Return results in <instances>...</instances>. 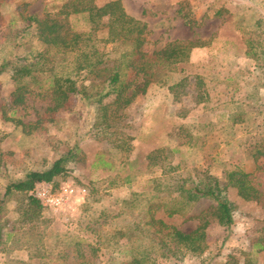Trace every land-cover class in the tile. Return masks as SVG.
Segmentation results:
<instances>
[{
    "label": "rangeland",
    "instance_id": "374dc122",
    "mask_svg": "<svg viewBox=\"0 0 264 264\" xmlns=\"http://www.w3.org/2000/svg\"><path fill=\"white\" fill-rule=\"evenodd\" d=\"M95 1L102 6L111 0ZM121 2L130 16L147 25L149 52L175 41L209 44L194 49L187 62L167 74L165 85L152 84L140 95L124 111L119 133L112 136L94 128L97 108L77 94L70 95L69 108L51 121L45 116L49 98L30 96L28 103L15 108L11 104L15 84L9 75L1 76L0 197L7 183L48 169L75 146L81 157L72 173L40 184L36 191L45 188L57 195L71 186L86 194L78 193L71 209L45 206L36 228L7 233L0 264H122L131 258L133 245L147 242L141 238L132 243L116 234L121 230L129 234L138 223L148 230L144 226L148 201L170 203L179 198L177 181L205 174L224 182L232 170L249 174L260 197L246 202L229 188L228 199L236 205L234 224L227 229L212 219L202 254L187 253L181 260L158 257L155 264H264V253L253 250L264 235V156H255L264 145V0ZM62 4L63 0H0L5 18L0 25V66L35 54L40 46L27 29L26 18H43ZM185 18L192 27L185 25ZM74 23L80 30L88 29L84 18ZM106 33L103 28L99 38L107 39ZM249 43L254 57L246 56ZM115 48L110 41L106 44L109 52ZM86 73L83 70L82 77ZM195 77L203 79L209 98L198 104L187 87L186 94L175 100L169 86L183 79L194 84ZM3 113L26 125L41 123L29 132L6 121ZM212 204L201 199L183 215L169 217L160 209L155 216L190 232ZM6 208L11 225L17 218L16 202Z\"/></svg>",
    "mask_w": 264,
    "mask_h": 264
},
{
    "label": "trees",
    "instance_id": "16d2710c",
    "mask_svg": "<svg viewBox=\"0 0 264 264\" xmlns=\"http://www.w3.org/2000/svg\"><path fill=\"white\" fill-rule=\"evenodd\" d=\"M79 18L88 21L87 30L76 27L74 20ZM25 21L40 49L35 54L30 52L0 66V78L3 74L9 75L15 84L11 104L18 108L28 103L30 96L49 98L50 105L45 116L51 121L57 113L69 108L70 95L77 94L97 108L99 122L94 124V128L110 136L119 133L124 111L140 95L146 94L152 84L165 85L167 74L176 70L179 64L187 62L194 49L209 44L198 40L175 41L162 49L147 51V25L130 16L121 0H111L102 6L95 0H63L57 11L47 12L43 18L32 15ZM4 23L5 18L0 12V25ZM185 25L192 27L186 18ZM103 28L107 31V39L98 36ZM109 41L116 45L110 52L106 50ZM251 53L252 44L249 43L246 56L252 57ZM83 70L87 73L82 77ZM195 81L189 85L188 79H183L169 86L175 100L186 94L187 87L195 93L198 104L207 100L209 95L203 89V79L195 77ZM110 97L111 102L105 103ZM3 116L6 121L25 130L29 129V132L41 123L26 125L21 120L7 118L6 113ZM2 140L3 137H0V142ZM115 143H119L118 140ZM255 156H264V145L259 147ZM80 157L78 147L75 146L48 169L31 171L23 179L6 184L0 197V247L7 233L12 236L21 229H33L39 225L46 208L35 196L37 187L40 184H52L57 178L70 175L73 164ZM174 185L179 198L167 204L165 201L163 204L154 202L155 199L147 202L145 214L149 220L144 226L148 230L138 223L129 228V234L122 230L117 232L120 239L125 238L129 242L136 243L141 238L147 242V245H133L130 249L131 258L122 264H155L158 257L181 260L187 253L200 255L206 248L207 229L212 219L227 229L234 224L236 205L228 199L229 188L237 190L238 196L246 202L255 201L261 195L252 185L249 174L242 170L227 172L224 182L200 174L196 178L179 180ZM201 199H208L213 204L197 217L200 219L199 226L193 231H182L155 216L160 209H164L169 217L183 215ZM10 201L16 202L17 215L11 225L6 208ZM253 250L256 254L264 253V235L258 238ZM81 251L78 254L84 258ZM95 252L91 248V253Z\"/></svg>",
    "mask_w": 264,
    "mask_h": 264
},
{
    "label": "built area",
    "instance_id": "2783aa9c",
    "mask_svg": "<svg viewBox=\"0 0 264 264\" xmlns=\"http://www.w3.org/2000/svg\"><path fill=\"white\" fill-rule=\"evenodd\" d=\"M78 193L86 194V191H77L75 188L67 186L66 188L62 189L61 193L53 195L48 189L43 188L40 191L37 190L35 196L41 200L44 206L53 207L55 210L59 209L64 211L66 208H72Z\"/></svg>",
    "mask_w": 264,
    "mask_h": 264
}]
</instances>
